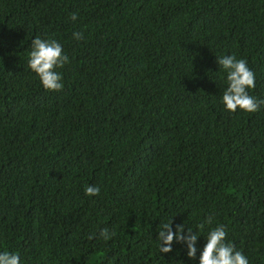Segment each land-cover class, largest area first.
<instances>
[{
	"label": "trees",
	"instance_id": "obj_1",
	"mask_svg": "<svg viewBox=\"0 0 264 264\" xmlns=\"http://www.w3.org/2000/svg\"><path fill=\"white\" fill-rule=\"evenodd\" d=\"M35 37L69 58L61 91L29 67ZM229 55L264 101V0H0V253L200 264L223 226L248 264H264V104L226 110L217 60ZM171 221L198 234L194 259L186 244L160 252Z\"/></svg>",
	"mask_w": 264,
	"mask_h": 264
},
{
	"label": "clouds",
	"instance_id": "obj_2",
	"mask_svg": "<svg viewBox=\"0 0 264 264\" xmlns=\"http://www.w3.org/2000/svg\"><path fill=\"white\" fill-rule=\"evenodd\" d=\"M70 18L73 21L77 20V13H72ZM73 37L79 41L83 39V34L76 32L73 33ZM31 44L30 69L37 74L44 89L50 92L61 91L63 89L62 75L57 69L63 68L69 62V58L63 53L62 46L56 40H42L40 37H35ZM217 63L227 74L228 87L222 97L226 110L236 113L239 109L249 114L260 111V106L264 104V101L249 94V90L256 87V82L255 73L250 70L247 61L237 59L235 55H229L220 57ZM85 192L88 196H98L100 189L89 185ZM208 222L211 223V220ZM199 227L202 229L204 225ZM114 235L115 233H110L108 228L100 233L104 240H109ZM198 239V234H193L191 229H187L185 234L184 225H178L173 231L172 221L161 227L157 238L160 242L161 253H171L174 242L186 244L187 255L190 259L196 257ZM226 240L227 232L223 226L211 230L200 254V264H248L247 258ZM0 264H20V258L17 254L3 252L0 253Z\"/></svg>",
	"mask_w": 264,
	"mask_h": 264
}]
</instances>
